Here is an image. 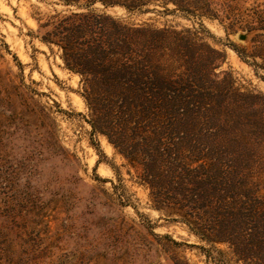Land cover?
I'll return each instance as SVG.
<instances>
[{
    "label": "rangeland",
    "instance_id": "374dc122",
    "mask_svg": "<svg viewBox=\"0 0 264 264\" xmlns=\"http://www.w3.org/2000/svg\"><path fill=\"white\" fill-rule=\"evenodd\" d=\"M55 2L0 0V264H244L152 208L136 170L92 132L79 75L39 36ZM108 12L169 30L156 60L199 95L193 134L239 141L240 170L264 189V80L238 52L255 49L247 32L181 12Z\"/></svg>",
    "mask_w": 264,
    "mask_h": 264
},
{
    "label": "trees",
    "instance_id": "16d2710c",
    "mask_svg": "<svg viewBox=\"0 0 264 264\" xmlns=\"http://www.w3.org/2000/svg\"><path fill=\"white\" fill-rule=\"evenodd\" d=\"M245 1L56 0L62 10L40 22L38 31L61 51L65 68L79 75L92 132L106 136L136 170L152 208L186 225L221 256L216 245L226 244L238 262L264 264V189L253 173L240 170L234 154L242 144L193 134L199 95L156 60L168 29L108 12H181L228 22L227 31L243 29L254 43L250 55L238 52L264 80V8H245ZM119 198L130 204L124 190Z\"/></svg>",
    "mask_w": 264,
    "mask_h": 264
},
{
    "label": "water",
    "instance_id": "95a60500",
    "mask_svg": "<svg viewBox=\"0 0 264 264\" xmlns=\"http://www.w3.org/2000/svg\"><path fill=\"white\" fill-rule=\"evenodd\" d=\"M241 39H243V40H244V39H246V37L243 35V36L241 37Z\"/></svg>",
    "mask_w": 264,
    "mask_h": 264
}]
</instances>
